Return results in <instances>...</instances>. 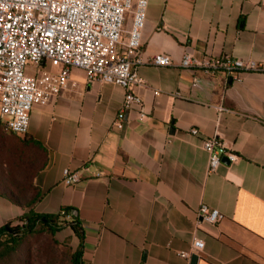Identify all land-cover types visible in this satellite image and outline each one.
<instances>
[{"label":"crops","instance_id":"crops-1","mask_svg":"<svg viewBox=\"0 0 264 264\" xmlns=\"http://www.w3.org/2000/svg\"><path fill=\"white\" fill-rule=\"evenodd\" d=\"M132 20L128 14L124 39ZM142 44L145 61L158 54L173 60L171 67L137 70L143 83L133 91L147 119L133 108L119 129L126 91L91 83L78 69L76 87L34 107L28 135L49 160L36 179L44 196L32 210L78 212L85 264H193L178 253L196 238L205 243L196 264H264V0H150ZM186 53L261 68L238 79L206 74L181 66ZM214 136L239 159L211 174L202 140ZM66 169L79 171L81 182L65 185ZM202 205L223 220L201 224ZM25 213L0 197V227ZM57 237L80 246L70 227Z\"/></svg>","mask_w":264,"mask_h":264},{"label":"built area","instance_id":"built-area-1","mask_svg":"<svg viewBox=\"0 0 264 264\" xmlns=\"http://www.w3.org/2000/svg\"><path fill=\"white\" fill-rule=\"evenodd\" d=\"M149 4L150 0H0V121L5 130L27 135L36 105H47L76 87L72 80L74 69L83 71L91 83L114 84L126 91L116 117L119 129H123L126 115L133 108L138 109L141 120L147 119L144 100L133 91L143 83L137 70L144 65L173 66L172 58L166 54L149 61L143 58ZM128 14L133 20L124 39ZM43 60L59 71L42 68ZM31 66L37 69L36 75L27 73ZM181 66L206 74L223 72L232 79H238L242 71L261 68L254 62L245 64L228 57L199 59L192 53L184 55ZM190 133L199 135L197 129ZM202 147L209 154L211 174L222 165L224 157L231 163L239 159L219 136L204 138ZM63 175L67 186L82 179L79 171L66 169ZM199 218L201 224L217 225L224 216L202 205ZM204 249V241L196 238L191 250L178 255L190 261Z\"/></svg>","mask_w":264,"mask_h":264},{"label":"trees","instance_id":"trees-1","mask_svg":"<svg viewBox=\"0 0 264 264\" xmlns=\"http://www.w3.org/2000/svg\"><path fill=\"white\" fill-rule=\"evenodd\" d=\"M48 160V150L39 141L7 132L0 121V197L26 212L15 223L0 227V260L7 264H85L84 231L73 209L57 215L32 210L44 196L36 179ZM65 227L79 238L77 250L69 241H59L57 235Z\"/></svg>","mask_w":264,"mask_h":264},{"label":"water","instance_id":"water-1","mask_svg":"<svg viewBox=\"0 0 264 264\" xmlns=\"http://www.w3.org/2000/svg\"><path fill=\"white\" fill-rule=\"evenodd\" d=\"M45 63H46V61L43 60V61H42V65H44ZM222 161H223V163H229V162H230L229 159L226 158V157H224V158L222 159ZM71 213H72L73 216H78V212L75 211V210H73ZM199 258H200V255H194V256L192 257V262H193V264H196V263L199 261Z\"/></svg>","mask_w":264,"mask_h":264},{"label":"rangeland","instance_id":"rangeland-1","mask_svg":"<svg viewBox=\"0 0 264 264\" xmlns=\"http://www.w3.org/2000/svg\"><path fill=\"white\" fill-rule=\"evenodd\" d=\"M66 236L65 233H63L60 238L64 239V237ZM68 241V240H67ZM67 241H63V242H67ZM0 264H7V262L5 260H0Z\"/></svg>","mask_w":264,"mask_h":264}]
</instances>
